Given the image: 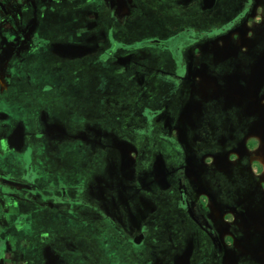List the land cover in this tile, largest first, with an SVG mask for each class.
Here are the masks:
<instances>
[{"label":"flooded vegetation","instance_id":"1","mask_svg":"<svg viewBox=\"0 0 264 264\" xmlns=\"http://www.w3.org/2000/svg\"><path fill=\"white\" fill-rule=\"evenodd\" d=\"M262 2L0 0V264H264L259 129L236 100L264 44L217 52L244 23L264 39ZM188 146L225 152L211 187Z\"/></svg>","mask_w":264,"mask_h":264},{"label":"rangeland","instance_id":"2","mask_svg":"<svg viewBox=\"0 0 264 264\" xmlns=\"http://www.w3.org/2000/svg\"><path fill=\"white\" fill-rule=\"evenodd\" d=\"M18 1L20 2V0H18ZM261 4L262 5H260L259 7H261L262 10L261 11L259 10V13H258V15L255 16V19L258 20L259 23H264V0ZM145 15L146 16L148 15L147 10L145 11ZM259 23H258V25H260ZM246 25L248 26V23L242 24L240 27V31H235V32H233V34L232 33L227 34L226 36H224L222 39L219 40V41L224 43V48L217 50V52L219 54L218 59L224 60V62H226V55L232 51L231 49H229L231 47L230 46L231 43H239V42L247 43L251 39L252 42L260 41L264 44V42H263L264 39L262 38L263 35H261L259 37H253V38L250 36H248V37L246 36V28H247ZM232 35H233V37L230 38ZM238 47H242V45L238 46ZM251 48H252L251 46L248 47V52H249V54L251 52V58H252L250 64L248 65L250 68L249 74L251 75V80H250L249 85H248L249 87H247V91L250 93L251 96H250L249 100H247L246 97H244V98L237 97V93H236V100L239 101L240 105L244 109H247V107H248V109H250V112L254 113V115H252L253 117H252V120L250 123V128L252 130H256V131L259 129V131H258V133H256V135H252L251 139L258 143V146L255 148V152L258 153V154H256V156L257 155L260 156L262 152L264 153V150H263L264 145L262 146V142L260 141V138L258 137L259 136L258 134H261L262 132H264V96L261 97V103H259L260 97H259V99H256V100H255V98L257 97V95H260V90L262 89V88H259V84H260L259 82H261L262 78H264V62L259 60L258 57L255 58L253 56V50H251ZM233 51L237 55V53L239 52V49L237 48ZM190 52H191V50H188V52L186 54V56L188 58H190ZM239 57L243 58L242 56H239ZM235 66H236L235 74H237L242 80V78H244L245 74H246V72H244L243 68L248 67L247 62H242V61L236 60ZM91 71H92V69H91ZM91 71H90V73H91ZM93 73L94 72L92 71V75H93ZM240 89H241V87H238V84L236 82L235 91H240ZM261 93H262L261 95L264 94L263 92H261ZM218 95H221V93H218ZM224 100L225 101L221 100L222 104L228 105L227 97H225ZM195 102H196V100H195V97L193 96L192 101L190 103H188V106H190V107L186 113V122L188 123V125H190L191 131H193V126H194V125H191V122H194V119L197 118V116L193 114L194 109H192L195 106ZM239 121H241V117H240ZM187 149H188V152L191 153V156H189V158H188L187 164L191 165V166H193V165L199 166L197 168L192 167V168L187 169V175L189 177L188 179H190V181L193 184H196V185L203 184L204 186L211 187L210 182L205 179V171L208 168H213L214 171L215 170H218V171L223 170L224 173L226 172V170L224 168H226L228 165H227V161L225 158V152L221 156L215 157L211 163L207 164L204 161H203V163L200 161L195 162L194 157H192V154H194L193 147L188 146ZM236 149L240 150V152L243 153L242 150H244V146H242V144H240L236 147ZM260 150H261V152L259 153ZM258 160L261 162L262 165H264V159L263 158L258 157ZM205 165L207 166V168ZM194 175L197 176L196 179L193 177ZM224 177L227 179L226 176H224ZM195 180L197 181L196 183H195ZM221 184L224 186H227L226 181L225 182L221 181ZM241 196H243V194ZM263 216H264V209L263 208L260 209L259 206H257L256 209H254V211L252 210L250 212V218L262 219V218H264Z\"/></svg>","mask_w":264,"mask_h":264},{"label":"crops","instance_id":"3","mask_svg":"<svg viewBox=\"0 0 264 264\" xmlns=\"http://www.w3.org/2000/svg\"><path fill=\"white\" fill-rule=\"evenodd\" d=\"M260 158H262L261 155H260Z\"/></svg>","mask_w":264,"mask_h":264}]
</instances>
